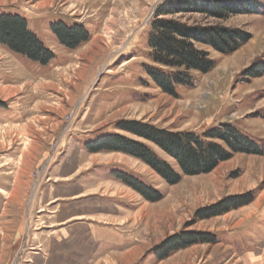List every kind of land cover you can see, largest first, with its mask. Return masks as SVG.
Returning <instances> with one entry per match:
<instances>
[{
    "label": "rangeland",
    "instance_id": "rangeland-1",
    "mask_svg": "<svg viewBox=\"0 0 264 264\" xmlns=\"http://www.w3.org/2000/svg\"><path fill=\"white\" fill-rule=\"evenodd\" d=\"M164 0H0L1 13L25 17L56 55L41 66L0 43V264H264V0L227 20L179 16L191 25L243 30L249 40L223 54L203 44L214 67L162 91L148 68V37ZM82 25L89 40L62 45L51 24ZM165 69V68H163ZM142 121L174 132L232 125L262 154L234 152L209 173L167 183L144 161L91 152L88 141ZM226 146L222 141L215 140ZM159 191L152 202L119 178ZM239 196L249 204L211 218L197 211ZM210 233L216 243L170 251L172 237ZM255 251V261L240 258ZM165 251V252H164Z\"/></svg>",
    "mask_w": 264,
    "mask_h": 264
},
{
    "label": "trees",
    "instance_id": "trees-1",
    "mask_svg": "<svg viewBox=\"0 0 264 264\" xmlns=\"http://www.w3.org/2000/svg\"><path fill=\"white\" fill-rule=\"evenodd\" d=\"M253 0H164L155 12L148 37L149 57L153 63L163 68H148V74L164 92L176 95L177 85L192 82V72L208 73L214 67V60L209 53L197 47L207 45L223 54L237 51L246 43L250 35L243 30L222 25H191L183 22L179 16L200 14L205 20L211 18L227 20L239 13L255 10ZM51 30L58 41L69 49H76L89 40V33L82 25H68L60 21L51 24ZM0 43L8 49L22 55L30 61L48 66L56 55L29 28L25 17L17 13L0 14ZM118 127L139 138L152 143L170 156L178 165V172L166 160L146 143L112 133L88 141L86 148L91 152L119 151L132 155L155 170L167 183L173 185L181 180V175L209 173L221 162L232 157L234 152L262 154V149L242 135L232 125L197 132L194 130L174 132L156 127L142 121H123ZM222 141L226 146L215 141ZM119 178L140 192L147 200L156 202L163 195L132 176L120 173ZM239 196L220 200L197 211L202 219L211 218L249 204L238 201ZM167 251L158 255L160 259L168 256L170 251H177L197 243H216L217 239L210 233L186 231L172 237Z\"/></svg>",
    "mask_w": 264,
    "mask_h": 264
},
{
    "label": "crops",
    "instance_id": "crops-1",
    "mask_svg": "<svg viewBox=\"0 0 264 264\" xmlns=\"http://www.w3.org/2000/svg\"><path fill=\"white\" fill-rule=\"evenodd\" d=\"M256 249H254V250H251V251H249V252H243L242 254H241V256H238V257H242V258H246V259H248V260H250L251 261V263H254V262H258V260L257 261H255V257H256V255H255V251ZM241 261V259H238L237 258V260H236V263L235 264H237L238 262H240Z\"/></svg>",
    "mask_w": 264,
    "mask_h": 264
}]
</instances>
